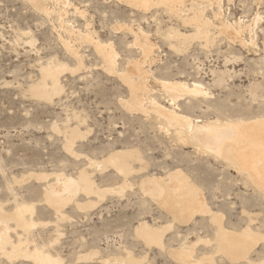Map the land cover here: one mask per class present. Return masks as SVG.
I'll use <instances>...</instances> for the list:
<instances>
[{"label": "rangeland", "instance_id": "rangeland-1", "mask_svg": "<svg viewBox=\"0 0 264 264\" xmlns=\"http://www.w3.org/2000/svg\"><path fill=\"white\" fill-rule=\"evenodd\" d=\"M181 4L178 12L164 5L142 12L119 0H0V209L9 216L17 205L32 207L25 217L34 224L25 234L7 221L12 243L26 241L30 253L39 249L60 264H112L129 255L138 264H264V192L216 149L202 151L181 121L170 126L155 112H173L192 129L264 118V0ZM196 16L206 25L198 28ZM221 22L243 27L226 32ZM96 43L113 49L111 69ZM48 65L64 70L59 93L47 99L33 87ZM125 73L141 81L144 111L130 108ZM164 83L189 91L168 92ZM116 153L128 174L103 166ZM81 173L101 196L79 188L56 211L46 192L59 177ZM172 173L208 213L181 219L145 193L144 180L168 188ZM145 225L159 230L160 245L137 234ZM245 229L259 238L249 240ZM0 264L37 263L0 252Z\"/></svg>", "mask_w": 264, "mask_h": 264}, {"label": "bare ground", "instance_id": "bare-ground-1", "mask_svg": "<svg viewBox=\"0 0 264 264\" xmlns=\"http://www.w3.org/2000/svg\"><path fill=\"white\" fill-rule=\"evenodd\" d=\"M30 1L34 2V0H30ZM54 1L57 2L59 0H54ZM119 1H122L126 5L134 9L140 10L142 12H147L151 7L159 6V5L167 6L170 9L178 12L182 6L181 0H119ZM40 9L43 13L49 14L48 8L40 6ZM192 20L194 23L197 24L198 28L206 25V22L202 21L201 18L197 16L194 17ZM242 27L243 25L240 22L236 24L221 22L220 25V28L223 31L226 32L236 31V34L239 33ZM200 31L201 30H198L197 34H200ZM83 38L85 40H89L90 36L85 35ZM95 47L99 52V54L102 55L106 65L111 69L113 65V57H114V53L112 51L113 49L107 46H103L100 43H96ZM67 49L72 51L69 46H67ZM63 68L64 67L62 66L48 65L41 70L42 82L38 83L35 87H33L37 95L48 99L52 95L55 94L57 95L59 93L60 88L58 85V79H59L58 76L64 70ZM135 71H139V69L135 68ZM122 77L129 85L133 95L132 97L133 101L130 105V108L144 111V108L142 106V101L139 97L140 92L142 93L145 92V89L142 86L141 81L137 83L132 81L131 79L132 77L130 78V76L126 73ZM47 79L51 81L50 88H47V84L46 85L44 84V81ZM163 88L168 92H172L176 94L186 93L189 91L188 88L182 83H164ZM155 112L161 115L165 119L167 124L170 126H177L179 124L178 122L181 121V125H178V127H184L185 129L187 128V130L192 132L193 138L195 139L196 143H198V146L201 148V150L203 149L202 151H204V149L209 150L208 148L216 149L215 154L217 157L223 158L231 162L236 166V168L239 171L248 174V176L253 179V182L257 186H259V188L264 192V118L256 119L254 121L252 120L251 122H243V121L236 123L213 122V123L204 124L202 126H196L194 129H192V127L190 126V122L188 120L178 117L173 112H168L161 108H155ZM217 128L223 130L216 132L215 130ZM225 132H231L230 134L231 138L229 141L221 142V140L218 141L214 140L213 142H211L210 145L206 143V139L210 135H215L218 133L224 134ZM72 134L74 133L72 132ZM72 142L73 141L67 142L68 150L72 149L70 148ZM104 163H111L117 170L123 173L125 171L126 173L124 174H128V172L130 171L128 169L126 170L125 166L127 164L126 165L123 164L126 162H124L123 156L118 153H116L115 155H111L106 162H103V166L107 165ZM180 175H181L180 173H172L171 175L168 176L169 178L168 188H165L161 184L160 180H155V179L144 180V182H142V185L144 184L145 193L149 194L156 200H159L162 206H165L166 208L168 207L171 210L177 209L178 211L177 216H179L181 219L185 218L188 215H192L196 212H200L204 214L208 213V210L205 208V206H203L200 199H198L196 191L191 189V191L184 193L183 190H181L182 186L184 188L185 184H182L180 182L179 180ZM59 178L57 179V183H54L52 185L53 188L49 189V191L46 192L47 198L45 197L49 204L55 206L56 211H58L60 208L59 206H61L65 202V197H67V195L71 193L78 192L79 188L80 190L83 189V191L88 194L89 193L97 194V192L98 193L100 192L97 189H96L97 192L94 190L93 188L94 186L90 184L89 179L86 178L85 175L82 173L79 175L77 180L63 179L62 177H61L62 179ZM62 182L63 185H61ZM186 187L188 186L186 185ZM61 188L62 190L64 189L63 192L60 191ZM99 194L101 196V193ZM64 195L66 196L64 197ZM67 199L69 200L68 197ZM66 202L64 204H66ZM31 212H32V207L30 209L29 206L17 205V207L15 208L14 212L11 215L5 216L3 214V211H1L0 209V222L2 223L0 224V252L3 253V255L7 257V259L9 260L16 259L17 257L20 256L24 258H31L37 264H60L61 260H59L58 258L52 259L50 256L45 255L39 249H34V251L30 253L25 246L27 243L26 241L19 240L16 244L12 243L8 232L10 231V229L9 226H7V221L9 220L14 221L16 226L21 228L23 232L26 234L30 232L29 231L30 228L32 229L34 225L33 222L27 220L25 217L26 214L27 215L29 213L31 214ZM153 230H151V228H147L145 225L138 228L137 234L139 235L140 233L141 236L145 237L149 242L157 243L158 245H160L161 241L160 239L157 238L158 236L157 232L159 230L156 231L154 230L155 233H153ZM250 231L246 229L244 231V234L248 235L247 238L249 240L255 241L256 239L259 238L258 235L252 234L250 233ZM220 233H223L222 241L227 243L228 238L226 237L224 232H222L221 229H220ZM7 247H9V251L6 250ZM129 256L130 257L127 258L125 256L126 259L124 260L122 259L119 260L118 257V260L116 259L117 261L112 264H138L136 261L132 260L131 255ZM233 257L244 258V255H234Z\"/></svg>", "mask_w": 264, "mask_h": 264}]
</instances>
